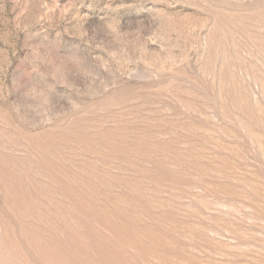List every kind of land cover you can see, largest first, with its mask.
<instances>
[{
	"label": "rangeland",
	"instance_id": "rangeland-1",
	"mask_svg": "<svg viewBox=\"0 0 264 264\" xmlns=\"http://www.w3.org/2000/svg\"><path fill=\"white\" fill-rule=\"evenodd\" d=\"M0 264H264V0H0Z\"/></svg>",
	"mask_w": 264,
	"mask_h": 264
}]
</instances>
